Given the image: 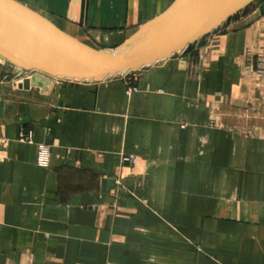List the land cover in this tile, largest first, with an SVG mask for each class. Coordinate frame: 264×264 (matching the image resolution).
I'll return each mask as SVG.
<instances>
[{"label":"crops","instance_id":"1","mask_svg":"<svg viewBox=\"0 0 264 264\" xmlns=\"http://www.w3.org/2000/svg\"><path fill=\"white\" fill-rule=\"evenodd\" d=\"M14 1L112 51L176 0ZM263 2L100 82L0 60V264H264Z\"/></svg>","mask_w":264,"mask_h":264},{"label":"water","instance_id":"2","mask_svg":"<svg viewBox=\"0 0 264 264\" xmlns=\"http://www.w3.org/2000/svg\"><path fill=\"white\" fill-rule=\"evenodd\" d=\"M255 1L176 0L123 44L102 51L66 35L14 0H0V58L32 72V86L49 87L50 78L100 82L138 72L183 52ZM258 11L264 15V2Z\"/></svg>","mask_w":264,"mask_h":264},{"label":"built area","instance_id":"3","mask_svg":"<svg viewBox=\"0 0 264 264\" xmlns=\"http://www.w3.org/2000/svg\"><path fill=\"white\" fill-rule=\"evenodd\" d=\"M132 74V73H128ZM125 75H119V76H126ZM134 91L133 88H129L126 91V95L130 96L131 93ZM20 138L19 140L23 143L31 144L32 143V131L29 126H20ZM37 160L36 163L39 167L47 168L50 163V149L48 146L40 144L38 145L37 149ZM5 156L3 155V152L0 151V161L4 160ZM123 163H129L130 165H134L136 160L131 156H124L122 157Z\"/></svg>","mask_w":264,"mask_h":264},{"label":"rangeland","instance_id":"4","mask_svg":"<svg viewBox=\"0 0 264 264\" xmlns=\"http://www.w3.org/2000/svg\"><path fill=\"white\" fill-rule=\"evenodd\" d=\"M255 2H256V1H255ZM253 3H254V2H253ZM253 3H252V4H250L249 6H247V7L244 9V11H246V10L250 9V8L252 7Z\"/></svg>","mask_w":264,"mask_h":264},{"label":"bare ground","instance_id":"5","mask_svg":"<svg viewBox=\"0 0 264 264\" xmlns=\"http://www.w3.org/2000/svg\"><path fill=\"white\" fill-rule=\"evenodd\" d=\"M0 60L2 61V62H5L2 58H0ZM6 63V62H5Z\"/></svg>","mask_w":264,"mask_h":264}]
</instances>
